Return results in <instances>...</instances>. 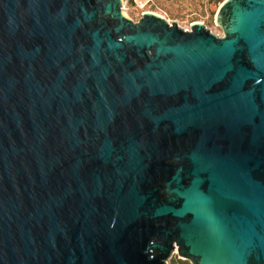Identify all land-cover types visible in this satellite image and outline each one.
<instances>
[{"label": "water", "instance_id": "water-1", "mask_svg": "<svg viewBox=\"0 0 264 264\" xmlns=\"http://www.w3.org/2000/svg\"><path fill=\"white\" fill-rule=\"evenodd\" d=\"M215 22L0 0V264H264V0Z\"/></svg>", "mask_w": 264, "mask_h": 264}, {"label": "rangeland", "instance_id": "rangeland-1", "mask_svg": "<svg viewBox=\"0 0 264 264\" xmlns=\"http://www.w3.org/2000/svg\"><path fill=\"white\" fill-rule=\"evenodd\" d=\"M223 2H218V0H152L147 5H143L134 0H122V5L124 14L134 22H138L144 13L152 12L164 17L170 23L176 22L184 30H190L194 23H203L215 36L223 37L222 29L215 22V15ZM184 260L183 264H191L185 258Z\"/></svg>", "mask_w": 264, "mask_h": 264}, {"label": "built area", "instance_id": "built-area-1", "mask_svg": "<svg viewBox=\"0 0 264 264\" xmlns=\"http://www.w3.org/2000/svg\"><path fill=\"white\" fill-rule=\"evenodd\" d=\"M151 1L152 0H134V2L136 3L140 2L143 5H147ZM184 261H185L184 258L179 255L177 248H175V250L172 253V256L167 261V264H183Z\"/></svg>", "mask_w": 264, "mask_h": 264}, {"label": "trees", "instance_id": "trees-1", "mask_svg": "<svg viewBox=\"0 0 264 264\" xmlns=\"http://www.w3.org/2000/svg\"><path fill=\"white\" fill-rule=\"evenodd\" d=\"M132 1H133V0H132ZM223 1H224V0H218V2H221V3H222Z\"/></svg>", "mask_w": 264, "mask_h": 264}]
</instances>
